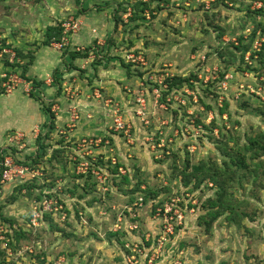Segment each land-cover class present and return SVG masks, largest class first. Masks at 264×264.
Masks as SVG:
<instances>
[{"label": "rangeland", "instance_id": "obj_1", "mask_svg": "<svg viewBox=\"0 0 264 264\" xmlns=\"http://www.w3.org/2000/svg\"><path fill=\"white\" fill-rule=\"evenodd\" d=\"M262 9L264 0H0V147L23 136L11 150L38 171L0 178V264H264V58L243 63L231 48L254 31L245 58L260 48ZM50 25L65 32L46 44ZM177 75L188 82L175 92ZM31 92L59 116L57 130ZM198 164L220 171L232 217L207 205L215 182L185 183ZM174 206L186 211L175 227ZM134 239L147 249L126 251Z\"/></svg>", "mask_w": 264, "mask_h": 264}, {"label": "trees", "instance_id": "obj_2", "mask_svg": "<svg viewBox=\"0 0 264 264\" xmlns=\"http://www.w3.org/2000/svg\"><path fill=\"white\" fill-rule=\"evenodd\" d=\"M76 1H77L78 5L81 4V0H76ZM257 11L258 12H255V13H257V14L259 13L260 15H264V9L257 10ZM261 27L263 28V31H264V27L263 26H261ZM64 32H65V29L61 25H55V26L50 25V26H47L46 31H45L46 44H50L54 40H61L62 37H63ZM255 34L256 33L254 31L253 34L251 35V41L248 44H245L243 42V38L242 37L238 38V41L240 42L239 44H235V42H231V48L240 51V53H241V61H243V63H245V60L249 61L248 63H250V61L254 59L255 55H258L261 58H264V44H263L264 43V39L261 42L260 48L258 50L252 51V54H251V57L249 58V60H247L245 58V55L247 53H249L250 50H252L251 48H252V46L254 44V36H255ZM236 45H238V46H236ZM17 53H18L17 57H19L21 59L26 58L25 55H23L20 50H18ZM70 54H71L72 59L85 58V57L88 56V52L87 53L70 52ZM29 57H32V56H29ZM31 64H32L31 62H27V64H22V67H23L22 75H23V77H26V72L28 71V68H29V66ZM247 67H249V65ZM225 77L226 76H224L220 81H217L219 86H221L222 82H224ZM187 82H188V80H186V78H184L183 76L177 75V76H173L172 78L169 79L168 85L170 87H175V86L178 87V88L175 87L176 89H174L175 92H178L179 91L178 89L181 88V86L186 85L185 83H187ZM34 83H36V85H38L40 87L44 86V82L42 80H35ZM0 93H2V92H0ZM174 93L172 92L171 94H174ZM29 96L32 99H35L36 101L38 100L39 103L41 102V106L44 107L43 111L45 112V114H47L50 117V122H49L48 128L53 130L54 129V121H53L54 115H53L51 109L49 107H47L45 105V102H43V100L39 96H37L34 92H31ZM253 144L254 145H259L258 143H253ZM260 148L262 150H264V144L260 145ZM58 152H59V150H58ZM233 157L235 158L237 166L241 167L240 169H243V168H245V169L247 168L248 169V166H246L248 164L245 163V156H237V157L233 156ZM54 159H55V157H54ZM23 164H25V162ZM25 165H27V164H25ZM29 168L34 169V166H29ZM187 168H188V166H187ZM211 170L212 169L207 167L205 164L194 165L193 168H192L191 173L190 174H185L186 175V177H185V181L186 182L185 183L188 184V183H191V182H195V183H198L196 185H202L203 183H206L207 181L215 182V184H210V185L212 187H214V186L217 187V189L219 191V192L217 191L218 192V196H217L216 199L210 200L209 202H207V205L210 207L209 209L216 208V209H220V210L222 209L223 213L224 212H229V216L232 217L233 214L235 213L234 208H233L234 205L232 206V204L224 197V191H225V188H226L225 184H224V179L222 178V175L220 174L219 170H217V169H214V171H211ZM220 210H219V212L217 211V213L215 215H217V214L220 215L222 213V211H220ZM183 212L185 213L186 211L183 210ZM234 219L235 218H233L231 220L233 221ZM133 221L134 220H131L128 223L125 222L126 223V224L124 223L125 224V228H127V226L130 223H134ZM125 228H124V231H122V233H124V232L127 233L128 232L129 229L127 230ZM130 231L133 232L134 230L130 229ZM142 240H141V242H138L135 239L134 241H132V242L129 241L128 243L131 244V245L135 244V243H138L139 247L144 250V248L142 246L143 245L148 246L149 245L148 243L150 241L148 239L149 242L146 243V242H144V239H142ZM126 251H128L130 254L132 253L130 248H127Z\"/></svg>", "mask_w": 264, "mask_h": 264}, {"label": "built area", "instance_id": "obj_3", "mask_svg": "<svg viewBox=\"0 0 264 264\" xmlns=\"http://www.w3.org/2000/svg\"><path fill=\"white\" fill-rule=\"evenodd\" d=\"M77 26H78V24H74L73 27H77ZM256 50H258V49H256ZM246 59H248V58H246ZM225 79H227V78H225ZM126 128L127 127L125 126L123 128H120V130H118V131L125 132ZM22 137L23 136L16 135L14 138H9L8 139V145L6 147H0V178L5 179V180L10 179L12 177H14V178L21 177L20 179H28L30 177L34 178V177H36V175H38V171L35 173V172H33L34 171L33 169L29 168V166L24 165L23 163L21 164V162L18 161L17 156H15L11 150L12 145L13 144H19L20 141L23 139ZM13 147H15V146H13ZM20 148H22V144H21ZM14 178H12V179H14ZM139 201H143V198H139ZM139 205H142V203H140ZM169 209H170L169 211H166V215L170 216L168 222L173 224L175 227L176 223L181 222L183 220V217H185L184 212L181 208H179L177 206H174V209L173 208H169ZM118 220L122 221L121 218ZM134 229H137V226H134V228H131V230H134ZM172 229H173V227L170 226V227H167V230H165V231L167 234L172 233ZM162 235H164V234H161L159 236V238H160V239H158L159 242L163 238V237H161ZM0 239H1V237H0ZM163 240L165 241V239H163ZM6 246H7V244L5 243L4 247H6ZM125 246L127 248L135 246V248L134 247L130 248L131 251L132 250H134L135 252L141 251L137 244L131 245V244L127 243ZM146 249L147 248H144V250H146ZM8 252H9V250H8ZM9 255H11V253H9ZM8 263L9 262H7L6 264H8ZM130 263L133 264L131 260H130Z\"/></svg>", "mask_w": 264, "mask_h": 264}, {"label": "crops", "instance_id": "obj_4", "mask_svg": "<svg viewBox=\"0 0 264 264\" xmlns=\"http://www.w3.org/2000/svg\"><path fill=\"white\" fill-rule=\"evenodd\" d=\"M44 85H45V86L47 85V87H48V86H51L50 83H45ZM49 88H50V87H49ZM56 106H57V108H60L58 105H56ZM52 111H53V109H52ZM62 112L64 113V111H62ZM59 114H60V112L58 113V115H59ZM46 115H47V114H46ZM53 115H54V114H53ZM67 116H68V113L65 112L64 115H62V118H63V119H64V118H67ZM56 117H59V116H57V114L55 113V115H54V117H53V121H54V130H57V129H56V127H58V126H57V123H58V121H60V120H57V119L55 120ZM58 119H59V118H58ZM62 121H63V120H62ZM32 126H33V125H30L29 127H26L25 130H26V131L30 130V129L32 128ZM54 130H53V131H54ZM145 239L148 240L147 238H145ZM134 240H135V239H134ZM136 240H137V239H136ZM130 241H131V240H130ZM125 256H126V255H125ZM125 256H124V258H126ZM124 258H123L124 261L122 260V262H125V259H124ZM182 262H183V261H182Z\"/></svg>", "mask_w": 264, "mask_h": 264}]
</instances>
